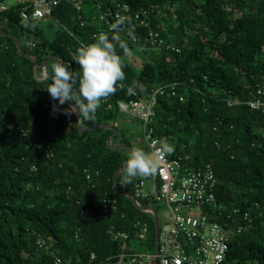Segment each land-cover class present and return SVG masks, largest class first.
<instances>
[{"label":"trees","instance_id":"1","mask_svg":"<svg viewBox=\"0 0 264 264\" xmlns=\"http://www.w3.org/2000/svg\"><path fill=\"white\" fill-rule=\"evenodd\" d=\"M118 1L147 11L142 17L149 22L131 19L108 35H119L128 45L127 53L116 46L125 77L102 98L95 118H81V125L114 124L113 143L136 148L118 102L146 98L167 85L150 123L155 135L171 147V157L188 156L185 162L194 167L213 165L219 201L230 213L239 209L219 221L229 230L245 223V213L251 221V227L230 236V259L264 264V113L245 103L264 91V0ZM9 5L0 10L2 29L14 34L38 63L51 54L59 59L36 68L14 39L0 32V264H56V257L62 264H116L123 254L155 253L153 214L113 186L131 149L112 148L110 128L81 131L76 113L63 110L67 103L54 112L56 102L46 87L51 65L60 61H70L79 79L75 51L106 27L102 13L114 20L116 4L86 0L78 10L61 0L48 16L57 23L53 34L41 26L46 18L22 16L24 10L31 12L32 3ZM151 31L163 43L151 41ZM137 46L147 56L140 69L127 58ZM130 87L135 91L130 93ZM229 100L244 102L229 105ZM21 128L29 134L20 136ZM141 131L139 148L150 152ZM125 175L119 174L117 188L134 194L141 176L125 183ZM140 201L158 212L156 201ZM82 203L89 208L86 215ZM138 222L149 225L146 239L139 237ZM112 231L129 236L115 239Z\"/></svg>","mask_w":264,"mask_h":264},{"label":"built area","instance_id":"2","mask_svg":"<svg viewBox=\"0 0 264 264\" xmlns=\"http://www.w3.org/2000/svg\"><path fill=\"white\" fill-rule=\"evenodd\" d=\"M73 3L78 10L82 9L86 0H67ZM17 3H32L34 8L29 13L24 10V18L40 19L52 15L53 8L61 0H15ZM116 8L113 10L114 20L109 19L105 13L99 18L105 21V28L94 33L98 37L100 33L111 34L119 24H125L131 19L140 20L147 24V11H134L127 2L113 0ZM9 4L6 0H0V10H7ZM145 16V17H142ZM120 21L117 24V21ZM116 24L115 29L112 25ZM125 26V25H124ZM150 39L154 42H163L156 32L150 33ZM167 85L158 87L146 98H136L130 101H119L118 106L123 112L129 113L143 121V133L152 157L157 162L154 173L141 178L135 183V193L141 199H150L158 202L167 211V217L159 231V250L157 264H235L229 255V238L231 231L219 221V217L231 218L239 209L233 208L228 212L225 205L217 196L218 178L211 163L198 167L185 162L184 157H169L168 152L161 147V138L155 135L150 126L155 115V106L159 95L165 92ZM173 87V86H172ZM258 96L250 101H245L252 109L264 113V91L259 89ZM183 99V97H181ZM241 100H229V105L242 103ZM11 128V126H10ZM27 128L20 129V136H27ZM53 156L50 151L48 158ZM81 213L88 214L89 208L82 203ZM245 223H239L232 232H242L251 227L248 213L244 214ZM140 225L139 237L146 239L149 232L147 222H138ZM77 232L76 237H79ZM115 239L128 238L126 232L112 231ZM38 243L45 245V240L40 238ZM94 257V256H93ZM123 254L116 264H128L130 261L136 264H153L155 254L131 253ZM56 264H62V258L56 257Z\"/></svg>","mask_w":264,"mask_h":264},{"label":"clouds","instance_id":"3","mask_svg":"<svg viewBox=\"0 0 264 264\" xmlns=\"http://www.w3.org/2000/svg\"><path fill=\"white\" fill-rule=\"evenodd\" d=\"M120 21L117 22L119 24ZM116 24L112 25L115 29ZM117 43L127 53L128 45L120 40L119 35L100 33L98 38L91 43L78 47L74 60L80 65L79 79L69 67L70 61H60L51 65V82L46 86L52 100L54 112L60 105L67 107L63 110L66 114L77 113L79 120H92L95 118L102 98L115 92L116 84L125 77L121 57L116 53ZM45 76L48 75L46 72ZM142 87V85H138ZM130 93L134 88H129ZM74 101V103H73ZM164 151L172 149L167 143H162ZM157 169V162L151 153L142 148H133L126 159L124 182H131L138 176H147Z\"/></svg>","mask_w":264,"mask_h":264},{"label":"water","instance_id":"4","mask_svg":"<svg viewBox=\"0 0 264 264\" xmlns=\"http://www.w3.org/2000/svg\"><path fill=\"white\" fill-rule=\"evenodd\" d=\"M0 17H1V14H0ZM0 32L4 33V34H7L8 36L12 37L18 47V49L25 55L27 56L28 58H30L31 60L35 61V67L38 68V67H46L47 63H48V59L49 58H55V59H59L56 55H53L51 54L49 56L48 59H45L42 63H38L36 61V58L31 55L30 53H27L24 48L22 47L21 43L19 42L18 38L12 34V33H9V32H5L1 25H0ZM73 64L70 63V68H72ZM74 103V101H73ZM76 118H77V124L79 126V129L81 131H86L88 129H95V128H110L112 130H114V134L112 136L109 137L108 139V144L112 147V148H128V149H133L134 147L129 145V144H124V143H113V139H114V136L115 134H117L118 132V129L117 127L114 125V124H111V123H102V124H97V125H93L91 127H86V126H82L81 125V120H79V117H78V114L76 113ZM125 166V165H124ZM124 166L120 167L119 169L116 170L115 174H114V179H113V186L114 188L116 189V192H118L119 194H122V195H126L128 196L132 202L140 209V210H143V211H150L153 216H154V230H155V236H156V250H155V258H154V262L153 264H157L158 262V250H159V216H158V213L155 209V207L153 205H145V204H142L139 202V200L137 199V197L130 191L128 190H125V189H119L117 188V179H118V176L119 174L124 171Z\"/></svg>","mask_w":264,"mask_h":264},{"label":"rangeland","instance_id":"5","mask_svg":"<svg viewBox=\"0 0 264 264\" xmlns=\"http://www.w3.org/2000/svg\"><path fill=\"white\" fill-rule=\"evenodd\" d=\"M8 4H13L15 3V0H7ZM45 31H47V33L49 34H53L56 31L57 28V23L53 20H50V18L46 17L44 23H42L41 25ZM146 54L143 51V48L141 46H137L135 47L131 52H129L127 54V58L128 60L133 63V65L140 69L143 65L144 60L146 59ZM123 126L127 132V135L130 137V140L132 141V143L134 144V146L136 148H139V146L141 145V137H140V131L142 130V124L139 127V122L137 120L136 117L125 114L123 117ZM142 132V131H141ZM143 135V132H142ZM161 206V205H160ZM158 209V216H159V225L160 227L163 226L164 221L167 217V211L164 207L161 206ZM157 211V210H156ZM231 234L232 235V230Z\"/></svg>","mask_w":264,"mask_h":264},{"label":"bare ground","instance_id":"6","mask_svg":"<svg viewBox=\"0 0 264 264\" xmlns=\"http://www.w3.org/2000/svg\"><path fill=\"white\" fill-rule=\"evenodd\" d=\"M6 2H7V0H6ZM52 12H53V10H52ZM151 32H155V31H151ZM150 32V33H151ZM156 33H158V32H156ZM158 35H159V33H158ZM151 38V37H150ZM159 38V37H158ZM160 39H162V38H160ZM151 40V39H150ZM152 41V40H151ZM164 41V40H163ZM154 42V41H153ZM158 42V41H157ZM159 43H163V42H159ZM163 86V85H162ZM158 87H160V86H158ZM157 87V88H158ZM157 88H155V89H157ZM154 89V90H155ZM154 90H153V92H154ZM152 94V93H151ZM150 94V95H151ZM120 101H126V100H120ZM130 101V100H129ZM119 103V102H118ZM155 108H156V106H155ZM255 110V109H254ZM121 112H123L122 110H121ZM262 112V111H261ZM124 114H128V115H131V114H129V113H126V112H123ZM131 116H134V115H131ZM134 117H136V116H134ZM138 120H140V122H141V124H142V128H143V121L140 119V118H138V117H136ZM153 118V117H152ZM152 121V120H151ZM151 123V122H150ZM150 126H151V124H150ZM153 130H154V128H153ZM142 132H143V129H142ZM154 133H155V131H154ZM160 138V137H159ZM143 139H144V133H143ZM161 141H162V139H161ZM144 143L148 146V144L145 142V139H144ZM163 143V142H162ZM149 147V146H148ZM150 149V148H149ZM149 153H151V151L149 152ZM168 155H169V152H168ZM169 157H171L170 155H169ZM180 157V156H179ZM182 157V156H181ZM208 163H210V162H208ZM204 164H206V163H204ZM203 165V164H202ZM199 166H201V165H199ZM213 166V165H212ZM195 167H198V166H195ZM214 168V167H213ZM215 170V169H214ZM216 173V172H215ZM134 190H135V187H134ZM134 195L136 196V193H134ZM137 197V196H136ZM137 199L139 200V202L141 203V201H140V197H137ZM157 204H159L158 202H157ZM160 205V204H159ZM147 212H150V211H147ZM151 213V212H150ZM160 225H159V231H160ZM233 231V230H232ZM231 236V235H230ZM229 240H230V238H229Z\"/></svg>","mask_w":264,"mask_h":264}]
</instances>
